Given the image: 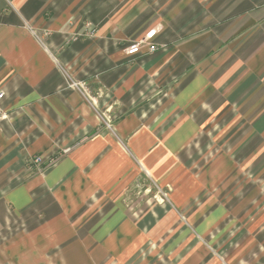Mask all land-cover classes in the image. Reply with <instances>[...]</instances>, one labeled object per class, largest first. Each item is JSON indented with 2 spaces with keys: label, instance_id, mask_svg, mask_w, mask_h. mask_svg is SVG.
Returning a JSON list of instances; mask_svg holds the SVG:
<instances>
[{
  "label": "crops",
  "instance_id": "obj_1",
  "mask_svg": "<svg viewBox=\"0 0 264 264\" xmlns=\"http://www.w3.org/2000/svg\"><path fill=\"white\" fill-rule=\"evenodd\" d=\"M0 91V264H264V0H0Z\"/></svg>",
  "mask_w": 264,
  "mask_h": 264
},
{
  "label": "built area",
  "instance_id": "obj_2",
  "mask_svg": "<svg viewBox=\"0 0 264 264\" xmlns=\"http://www.w3.org/2000/svg\"><path fill=\"white\" fill-rule=\"evenodd\" d=\"M158 30L157 29H152L144 37H142L140 40L133 42L127 49L126 52L128 55H136V54H141L144 49H146L149 53H154L155 51L158 50V46L156 45L155 38ZM95 33V30H90L88 35L93 36ZM76 39V37H74ZM81 85L79 83L73 82L71 84V87L73 88H79ZM5 97V93L3 91H0V101L3 100ZM9 116V113L5 111L1 106H0V122L2 120L7 119ZM109 127L110 125L107 124ZM33 165H36V167L40 168L43 167L44 165V159H42L39 156L33 157L31 159Z\"/></svg>",
  "mask_w": 264,
  "mask_h": 264
},
{
  "label": "rangeland",
  "instance_id": "obj_3",
  "mask_svg": "<svg viewBox=\"0 0 264 264\" xmlns=\"http://www.w3.org/2000/svg\"><path fill=\"white\" fill-rule=\"evenodd\" d=\"M147 194L149 198L158 204H162L168 199V194L164 191H159L157 188H149Z\"/></svg>",
  "mask_w": 264,
  "mask_h": 264
}]
</instances>
